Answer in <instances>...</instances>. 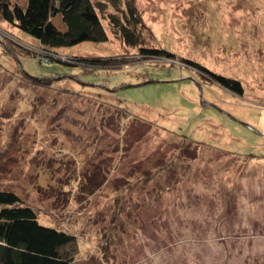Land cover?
<instances>
[{
  "label": "rangeland",
  "instance_id": "obj_1",
  "mask_svg": "<svg viewBox=\"0 0 264 264\" xmlns=\"http://www.w3.org/2000/svg\"><path fill=\"white\" fill-rule=\"evenodd\" d=\"M122 1L143 45L104 20L110 4L108 41L56 51L117 57L119 71L41 61L0 17V188L76 234L78 264H264V0Z\"/></svg>",
  "mask_w": 264,
  "mask_h": 264
},
{
  "label": "trees",
  "instance_id": "obj_2",
  "mask_svg": "<svg viewBox=\"0 0 264 264\" xmlns=\"http://www.w3.org/2000/svg\"><path fill=\"white\" fill-rule=\"evenodd\" d=\"M110 4L116 13L104 20H109L127 45H143L144 34L140 27L144 26V21L130 1L27 0V5L22 6L13 0H0V17L40 43L42 49L36 55L41 61H57L69 67L81 66L86 72L96 69L119 71L127 68L119 67L122 61L113 56L83 55L75 58V61L56 56L57 50L85 41H108V31L100 13H104ZM140 52L154 58L173 59L176 56L166 47L142 46ZM183 61L232 93L240 96L244 94L240 80L215 72L189 58H183ZM29 78H34L37 84H49L52 79L31 75ZM144 79L142 84L151 81L146 80L147 76ZM79 248L76 234L40 222L36 210L26 205L18 193L0 188V264H78L76 258Z\"/></svg>",
  "mask_w": 264,
  "mask_h": 264
}]
</instances>
